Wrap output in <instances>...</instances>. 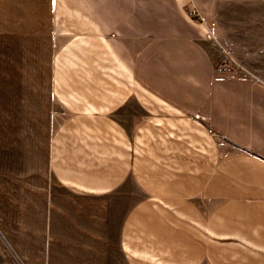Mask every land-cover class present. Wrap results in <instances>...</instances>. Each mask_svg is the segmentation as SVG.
<instances>
[{
    "label": "crops",
    "instance_id": "crops-1",
    "mask_svg": "<svg viewBox=\"0 0 264 264\" xmlns=\"http://www.w3.org/2000/svg\"><path fill=\"white\" fill-rule=\"evenodd\" d=\"M51 9L50 166L75 200L49 236L93 264H264V0Z\"/></svg>",
    "mask_w": 264,
    "mask_h": 264
},
{
    "label": "rangeland",
    "instance_id": "rangeland-1",
    "mask_svg": "<svg viewBox=\"0 0 264 264\" xmlns=\"http://www.w3.org/2000/svg\"><path fill=\"white\" fill-rule=\"evenodd\" d=\"M60 43L51 0H0V264L95 262L89 250L49 236L51 213L75 200L50 166L55 134L69 118L53 93Z\"/></svg>",
    "mask_w": 264,
    "mask_h": 264
},
{
    "label": "built area",
    "instance_id": "built-area-1",
    "mask_svg": "<svg viewBox=\"0 0 264 264\" xmlns=\"http://www.w3.org/2000/svg\"><path fill=\"white\" fill-rule=\"evenodd\" d=\"M191 14H193V15L196 14V10H192Z\"/></svg>",
    "mask_w": 264,
    "mask_h": 264
}]
</instances>
